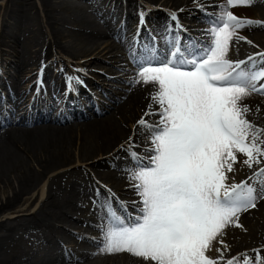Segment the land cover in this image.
Masks as SVG:
<instances>
[{
  "label": "bare ground",
  "instance_id": "obj_1",
  "mask_svg": "<svg viewBox=\"0 0 264 264\" xmlns=\"http://www.w3.org/2000/svg\"><path fill=\"white\" fill-rule=\"evenodd\" d=\"M5 1V0H4ZM146 3L157 4L158 0H144ZM172 3V6L176 9L186 6L194 7V11H205L204 7H208L211 4L217 9L215 14L217 15L219 9L218 5L223 0H167ZM41 5L46 12V24L48 31L52 34L51 40L45 44L42 40V33H45V27L42 20L39 18L37 11V4L35 0H6L7 3V16L10 19V23L6 25L7 28H12L11 31L4 32L2 30L0 34V62L3 64H10L16 70L18 74H24L26 71L32 73V76L36 75V70L43 63L50 59V55L57 50L65 52L72 58H79L81 55H85L89 50L87 47L90 42L100 41L103 38L112 41L109 53L112 54V58H119L120 53L115 50L118 48L126 50L127 55L138 60L141 56L133 49V43L130 38L127 37L125 30H119L112 23L123 21V15L120 13L110 14L111 11L115 12L119 8L125 5H130V9L139 7L138 2L135 0H95L93 2H87L86 8H89L93 15L92 17H77V14L72 13L77 11L79 7L75 0H40ZM212 5V6H213ZM82 9L83 7L80 6ZM68 10V11H67ZM134 10V9H133ZM237 17L250 20L253 18H259L264 21V0H254L250 6H239L230 9ZM67 14H64L65 12ZM180 14L175 19H168L162 12H149L151 17L156 18L157 27L154 32L158 35L159 44L161 43L162 34L159 30H165L167 26H171L172 32L179 31L182 35L188 36L187 32L181 26V23L192 24L194 15ZM146 14V13H144ZM63 15L68 16V19L64 21L63 29L65 31H59L55 28L57 18H62ZM200 16V14H195ZM98 16V19H95ZM207 18V14H204ZM201 15V17H204ZM216 17V16H215ZM94 18V19H93ZM203 19V18H202ZM98 20V21H97ZM112 21L111 22H109ZM194 21V20H193ZM169 24V25H168ZM139 25V21H138ZM4 28V29H5ZM177 28V29H175ZM105 29V30H104ZM134 24L131 27V34L134 35ZM108 31V32H106ZM264 35V23L245 25L242 27L238 35L241 34L244 37L252 38L255 42L261 45L264 49V43L261 38ZM66 34V35H65ZM20 35V36H19ZM22 35V37H21ZM262 36V37H261ZM144 42L150 46L151 39L145 36ZM68 38L67 42H64ZM130 40V41H129ZM135 42V40H134ZM143 42V41H142ZM140 41L137 49L143 47ZM64 43L68 44L65 46ZM241 43H238L233 39L230 49H232L235 58L242 59V56L246 55L248 49ZM74 50L71 47L76 46ZM238 46V47H237ZM5 49V50H2ZM100 49L98 46L95 48ZM115 52V53H114ZM230 52V50H229ZM101 53V52H100ZM161 53V52H159ZM102 54V53H101ZM162 54V53H161ZM150 55V51H149ZM104 56H107L106 54ZM155 57H159L157 54ZM129 57H127L128 59ZM143 59V57H141ZM112 64H117V59L111 60ZM92 63H97L94 61ZM254 65L261 67L264 64V60L254 59ZM108 64V63H107ZM254 65H248V67L254 68ZM50 69L53 68V63H49ZM106 71L110 68L103 66ZM94 79L96 78L93 76ZM136 75L132 77L130 82L131 86H124L121 90H117V95H114L113 91H106L105 98L108 103H104L102 111H110V108L117 102L120 104L115 107L113 114L107 117H96L88 122L75 121L71 122V119L77 116L81 111L87 113H93L94 106L86 98H92L87 92L86 94L79 90L78 97L85 96V100L79 102L73 100L71 106H66L64 110L60 109L56 99L58 97L57 88H50L46 97L40 99H34L30 107L26 106L28 98H25L24 92L20 80L16 82L11 81L8 84V92L6 99H2L1 102L7 100L9 102L8 108H0V127L9 123H21L25 126H31V123H37L38 121L49 120L51 122L45 124H39L31 127L23 126H10L0 128V185L8 183L10 188L8 191H4L5 194H9L4 202L0 204V214H5L9 210H14L13 214L15 219L13 221L0 222V232H7V234L17 235L22 244L28 246L27 251L22 253L21 247L17 246L19 250L10 255L3 252L4 246L3 239L0 238V256L4 255L3 263L5 264H60L65 259H62V252H60L59 245L50 244L49 248L44 250H31L30 244H35L39 235L36 234V230L31 227H37L38 229L48 230L52 235H56L58 231L55 228V223L63 221L59 234L66 235L76 230V222L81 221L88 212L89 207L92 206L93 212L88 225L90 226L91 220L103 219L104 213L102 210V204L108 200L111 193H116L117 196L133 195V188L129 183V170L133 169L136 163L134 161V155L130 153H136L141 147H147L144 153H148L149 141L151 140L150 132L146 128H142L138 123L139 120L144 118L149 124L156 125L160 120V116L156 114L159 111V105L154 103L152 97L158 91V88L154 85H144L143 83H134ZM60 76L54 77L52 74L44 71V79L48 83H52ZM95 81V80H94ZM264 84V82H260ZM96 85L95 83H92ZM100 87V86H99ZM102 88V87H101ZM54 96H57L56 98ZM243 105H247L249 111L246 113L247 119H252L254 124L261 126L264 129V95L253 93L247 99L242 101ZM100 106V103L98 104ZM54 122V123H52ZM136 125L134 129L129 128V124ZM83 134L84 142H82L78 149L74 144L78 135ZM72 141V143H70ZM123 144V145H122ZM75 150L78 153L85 151L91 153L96 158H104L105 163L116 162L118 160V166L120 171L110 170L106 173V177H102L109 185L107 192L99 189L97 185L91 184L89 193L85 192L84 203L75 206L78 193V183L70 182L69 189L61 188L60 194L54 195L50 187L48 186V192L45 190L47 183L40 179H44L47 173L57 170V176L61 174L63 168H71L81 161L73 158ZM107 156H109L107 158ZM246 159L242 154L237 155L238 162L234 164L235 171L230 172L236 174L240 180L248 177V174L253 173L256 168V164L249 168L243 161ZM264 160V157L262 158ZM80 161V162H79ZM36 165V167L33 166ZM52 166L54 169L50 170ZM94 167H99V164H93ZM75 173L79 176L80 171L75 170ZM122 172V174L118 173ZM14 177V183L11 182ZM56 177V176H55ZM55 177L51 178L50 183ZM234 179V178H232ZM231 181V180H230ZM230 181L228 182L230 184ZM239 181L238 183H240ZM37 183L42 190L41 199L46 200L39 204L38 199H35L34 195L23 198L30 192V188L33 189ZM12 184V185H11ZM264 187V182H262ZM55 191V190H54ZM47 192V194H46ZM3 194V196H5ZM12 194V195H11ZM39 195V192L37 196ZM264 199V191L260 196ZM125 199V198H124ZM18 204L22 205V209L16 210ZM260 204L264 202L261 201ZM260 205H257L252 212H258ZM262 207V208H263ZM32 210L36 211L35 215L31 217H23L27 212ZM106 210V209H105ZM77 218H73V215ZM98 217V218H97ZM255 219H249L248 222H244L243 229L235 228V233H244L248 231L249 226L255 233L263 232L264 224H256ZM254 226V228H253ZM83 227V226H82ZM36 228V229H37ZM80 229L79 231H82ZM70 232V233H69ZM17 233V234H16ZM229 233L228 235H230ZM260 235V234H259ZM12 236V235H10ZM9 237V236H8ZM47 237V236H46ZM49 238V237H48ZM51 240V239H50ZM52 242V241H51ZM15 247V248H17ZM72 247L73 254L69 259L72 261L70 264H81L91 259V253L82 254L76 251ZM238 245H234L233 249ZM228 253V251H225ZM22 254V255H21ZM122 254V253H120ZM94 256V255H93ZM123 259L128 264H150L145 262L141 258L135 257L130 253L122 255ZM77 262H74V261ZM116 261V257H111L107 263Z\"/></svg>",
  "mask_w": 264,
  "mask_h": 264
},
{
  "label": "snow or ice",
  "instance_id": "obj_2",
  "mask_svg": "<svg viewBox=\"0 0 264 264\" xmlns=\"http://www.w3.org/2000/svg\"><path fill=\"white\" fill-rule=\"evenodd\" d=\"M253 2L223 0L198 52L135 60L134 83L158 88L152 99L160 110L149 114L160 120L155 127L138 121L153 145L148 164L129 170L141 198L140 215L129 222L109 212L102 253L127 252L150 264H218L207 254L213 242L242 211L255 207L256 189L247 181L229 184L227 175L235 171L238 154L249 168L264 157V129L246 118L249 108L242 104L253 93L264 95V67L228 59L233 39H245L239 30L261 23L230 9ZM259 56L264 60V53ZM254 175L264 182V169ZM243 264H260L259 254Z\"/></svg>",
  "mask_w": 264,
  "mask_h": 264
},
{
  "label": "rangeland",
  "instance_id": "obj_3",
  "mask_svg": "<svg viewBox=\"0 0 264 264\" xmlns=\"http://www.w3.org/2000/svg\"><path fill=\"white\" fill-rule=\"evenodd\" d=\"M36 1V4H37V11H38V15L39 18H41L45 24V21H46V12L44 11V8L43 6L41 5V2L40 0H35ZM95 1V0H93ZM136 2H138L139 4V9L136 8L135 9V13L132 14V16L134 17V20H135V17L137 16L138 13L142 14V11H141V8H145L146 11L150 12V11H154V12H162L163 14L167 15V17L169 19H172L174 15H178L180 13H187V14H190L189 12H192V14H200V16H196L193 20H192V24H186V23H182L181 25L186 29L188 26L190 28V31H191V34L196 38H199V40H201V42H203V45L208 41V35H207V31L208 29L210 28V20H212V18L214 19L216 14H215V11H216V8L215 6L213 5L212 7H204L205 11H194V7H186L185 5L176 9V7L172 6V3H169L167 0H158L157 1V4H154V3H146L144 0H135ZM86 3L84 5V7H86ZM126 6V5H125ZM123 6L122 8H119V12L123 11V10H129L127 7ZM130 6V5H129ZM124 12V11H123ZM79 13H82L83 16H88L89 17H92L94 16L92 11L90 9H85L81 12L78 11V13H74V14H79ZM64 14H67V12H65ZM147 14V13H146ZM202 14H207V19H202L201 15ZM95 17V16H94ZM62 18L64 20H67L68 19V16L66 15H63ZM62 18H57V23L55 25V28L58 29L59 31H65L63 29V25L64 24V21ZM94 19V18H93ZM96 19H98V17H96ZM149 19V18H148ZM63 21V22H62ZM98 21V20H97ZM263 22V21H261ZM10 23V19L9 17L7 16V3H6V0H0V34L2 32V30L4 32L6 31H10L12 29L10 28H7L6 30V25ZM149 26L146 28L147 32H152L153 31V24H152V21L151 19H149ZM43 24V25H44ZM45 27V33H42L41 37H42V40L43 42L46 44L49 42V40L51 39V36L52 34L50 33H47V31L49 30L47 28V25H44ZM5 28V29H4ZM66 32V31H65ZM108 32V31H107ZM67 33V32H66ZM66 35V34H65ZM263 35V33H262ZM22 36V35H21ZM239 37H243V36H240L238 35ZM262 37V36H261ZM245 39H236L234 38L236 41H238L239 43H242L243 41V44H247L249 45L251 48H252V44L255 43L254 41H252L250 38H246V37H243ZM262 40V43H264V35L263 37L261 38ZM68 41V38L65 39L64 42H67ZM250 42V43H249ZM257 44V43H255ZM65 46H68V44L64 43ZM112 45V41L111 40H108L106 38H103L101 39L100 41H94V42H90L88 46H83L84 48L87 47L88 48V53H86L84 56L85 57H89L92 52H94V56L97 57V59H100L102 61H108L110 63H112L113 61L111 60H114L115 58H112L111 55L113 54H110L109 53V50H110V46ZM99 47L100 49H95L96 47ZM77 45L74 46V47H71L73 48L74 50L76 49ZM1 49V48H0ZM2 50H5L2 48ZM59 50L57 51H54L55 54L51 56V59L54 60V56L55 58L57 59V63L59 61H71L73 60L74 62L77 61L78 59H73L71 57H69L68 55L64 54V53H57ZM119 52L120 55L118 57L120 58H116L117 60L118 59H121L122 62H119L121 63V67H119V73L117 74V77H120L122 75L126 76V77H129L132 78L134 75L137 74V68L135 69V62H134V59L133 57H130V56H127L129 57L127 60H125L126 58V51L123 50V49H120L118 48L117 50H115V52ZM252 51V50H251ZM102 54H101V53ZM114 52V53H115ZM107 55V56H104V55ZM84 57H81V59L79 60V62L76 63V66H73L72 69H70L69 71H67L65 73V79H67L69 76H71V74L74 73L75 70L81 72V73H86L85 71H82L80 69V66H81V62H83V59ZM230 60L233 61L232 57H230ZM243 61V60H241ZM55 65L54 69H53V72L57 71L58 69H60V65L57 64ZM86 65L88 66V63L89 62H85ZM98 64H101V63H98ZM102 65V64H101ZM118 66V65H116ZM45 66H42V68H44ZM5 69L7 70L8 74H10V79H9V82H11L12 80L14 82H16L18 80L17 77H19V80H21V86H22V90L23 91H26L27 92V95H29V88L36 82V80L33 81L34 78H31L29 74H27V71L22 75V74H19L17 75L16 73L14 75H11L13 74V68L12 67H9V65H6ZM59 83H60V80H58V82L55 80L53 81L52 83L49 84L50 88L54 89V88H57L58 90V94H59ZM34 87V85H33ZM60 93H61V96L63 97V99H66L67 96H68V89L66 90H60ZM46 94V92H45ZM25 96V95H24ZM29 98V97H27ZM120 103H117L116 106H118ZM112 114V110H110L109 112L106 111L105 113V116L103 117H107L109 115ZM42 123H47V121H38V123H35L37 125L39 124H42ZM10 126V125H8ZM84 140V136L83 134H79L76 138V141H74V144L76 146V148L78 149L79 148V144L82 143V141ZM70 143H72V141H70ZM149 147H153L152 143L150 142L149 143ZM76 153V152H75ZM75 153L72 155L73 158H78V154L75 155ZM152 153L149 154V155H146L148 158L147 161H149L150 157H151ZM87 157H85V160H88L90 161L87 165L89 164H92V163H97L96 161H92L93 159H95L93 157V155H89V158L90 159H86ZM86 162V161H84ZM34 167H36V165L33 164ZM84 167V166H83ZM91 166H86V169L82 170V177L78 176L77 177V181H79L83 186L85 183H89L90 182V179L88 180L87 178L90 177V174L91 176L93 175V171H91ZM55 166H52L50 168V170L54 169ZM102 171L106 170V167L105 165H102ZM54 171V170H53ZM110 170H107L105 172H108ZM90 172V174H89ZM57 173V172H56ZM49 174L50 173H47L46 176L44 177V179H40L39 181L41 180H45L46 182V179H48L49 177ZM55 175V172L51 173L50 176H53ZM100 176H102V174H99ZM11 182L14 183V177H12L11 179ZM39 183H37V185L31 189L30 188V194H26L23 198L27 197V196H30L31 193H33L34 191H37V186H38ZM12 185V184H11ZM55 185V186H54ZM0 187L5 190V193L6 191L9 190L10 188V185L8 183H5V184H1ZM49 187H50V190L51 192H53L54 195H59V190L57 189V186H56V182L55 181H52L50 184H49ZM52 187H54V189H51ZM55 190V191H54ZM4 191L0 190V204L2 202H4L8 197L9 194H5ZM3 194H5V196H3ZM34 194H37V192H35ZM12 195V194H11ZM4 200V201H3ZM138 206V204H137ZM16 210H19L21 209V204H18L17 207L15 208ZM11 212H14V210H9L5 213V215L3 214H0V222L3 221V222H7V221H13L14 220V216H11L9 213ZM17 234V233H16ZM12 235V236H10ZM9 236V237H8ZM0 238L3 239V242H4V246L2 247V250L4 253L10 255L14 252H17L19 250V248L17 247L19 245V247H21V251H24L27 247L22 244V241L21 239L15 235V234H7V232H0ZM17 247V248H15ZM250 250V249H249ZM248 250V251H249ZM3 257L4 255H1L0 256V264H5L3 263ZM110 255H107L106 258L104 257H100L99 259H102V260H105L106 262H103V264H107V260L109 259ZM113 257H116V258H119V256L117 254H114ZM90 263V262H89ZM84 264V263H82ZM108 264H128L127 261L125 260H122V261H111L109 262ZM135 264V263H134Z\"/></svg>",
  "mask_w": 264,
  "mask_h": 264
}]
</instances>
